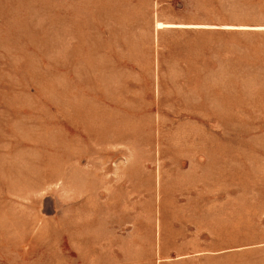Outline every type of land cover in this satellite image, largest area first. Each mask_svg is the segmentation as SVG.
Returning <instances> with one entry per match:
<instances>
[{
    "label": "rangeland",
    "instance_id": "1",
    "mask_svg": "<svg viewBox=\"0 0 264 264\" xmlns=\"http://www.w3.org/2000/svg\"><path fill=\"white\" fill-rule=\"evenodd\" d=\"M0 264H264V0H0Z\"/></svg>",
    "mask_w": 264,
    "mask_h": 264
},
{
    "label": "bare ground",
    "instance_id": "2",
    "mask_svg": "<svg viewBox=\"0 0 264 264\" xmlns=\"http://www.w3.org/2000/svg\"><path fill=\"white\" fill-rule=\"evenodd\" d=\"M164 25H169V24H163V23H161V22H158L157 24H156V27L157 28H161L162 26H164ZM171 25V24H170ZM184 26V25H183ZM166 27V26H165ZM174 27V26H173Z\"/></svg>",
    "mask_w": 264,
    "mask_h": 264
},
{
    "label": "crops",
    "instance_id": "3",
    "mask_svg": "<svg viewBox=\"0 0 264 264\" xmlns=\"http://www.w3.org/2000/svg\"><path fill=\"white\" fill-rule=\"evenodd\" d=\"M157 24V23H156ZM157 28V27H156Z\"/></svg>",
    "mask_w": 264,
    "mask_h": 264
}]
</instances>
